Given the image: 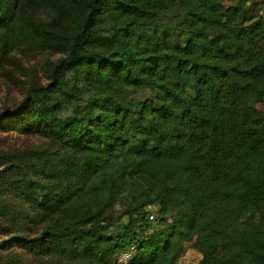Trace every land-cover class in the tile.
Instances as JSON below:
<instances>
[{"label":"trees","instance_id":"1","mask_svg":"<svg viewBox=\"0 0 264 264\" xmlns=\"http://www.w3.org/2000/svg\"><path fill=\"white\" fill-rule=\"evenodd\" d=\"M247 1L84 0L65 35L36 19L59 0H0V59L64 53L58 88L0 116V264H114L130 247L127 264L189 250L198 264H264V19ZM172 7L175 36L160 20ZM108 13L121 16L103 25ZM12 129L64 151L15 146Z\"/></svg>","mask_w":264,"mask_h":264},{"label":"rangeland","instance_id":"2","mask_svg":"<svg viewBox=\"0 0 264 264\" xmlns=\"http://www.w3.org/2000/svg\"><path fill=\"white\" fill-rule=\"evenodd\" d=\"M59 1V5L40 10L36 19L45 24L55 26L56 30L67 35L71 30L70 18L72 15L77 16L80 14L81 4L84 0H76L77 3H73L70 0ZM250 2V0L246 2L247 7H250ZM62 11L65 12L67 18L59 17L58 14L63 13ZM182 14L183 10L180 7L166 9L160 19L161 27L170 28L174 36L182 34L185 26ZM115 16L121 15L108 13L103 25L116 23ZM104 34H109V32H104ZM63 55L62 50L46 49L37 51L22 47L2 56L0 59V116H3L5 112L12 113L13 110L20 106L25 97L32 94L34 89L40 87H45V89L58 88L59 85L57 84V79L54 78L53 67L56 61L63 57ZM59 81H63L64 86L62 87L67 91H79V88H72V84H74L73 72H67L64 77L59 78ZM80 92L81 94L86 93V91L82 90ZM147 95L146 91L141 90H135L131 94L135 99H142ZM64 108L61 116H69L72 113L73 104L69 103ZM16 118L17 116H14L8 120L14 121ZM8 136L15 146L43 150L47 155L61 154L64 151L63 145L59 141L43 134L35 132L21 134L17 129H12L8 132ZM117 210L118 205H115L113 211ZM200 257L198 252L189 250L176 261V264H198ZM44 258L45 260L42 261V264H80L79 262H65L56 257Z\"/></svg>","mask_w":264,"mask_h":264},{"label":"built area","instance_id":"3","mask_svg":"<svg viewBox=\"0 0 264 264\" xmlns=\"http://www.w3.org/2000/svg\"><path fill=\"white\" fill-rule=\"evenodd\" d=\"M261 1V10L259 11V14L263 17L264 19V0H260ZM148 218L150 220L154 219V213H151ZM134 248L130 247L129 249L125 250L124 252L120 253L116 259H115V263L114 264H127L128 261L131 259L132 254H133Z\"/></svg>","mask_w":264,"mask_h":264}]
</instances>
